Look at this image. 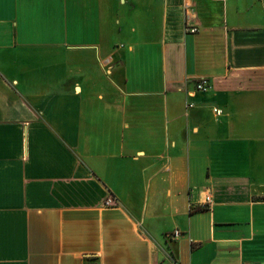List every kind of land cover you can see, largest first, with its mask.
Segmentation results:
<instances>
[{
    "label": "crops",
    "instance_id": "0c3cea01",
    "mask_svg": "<svg viewBox=\"0 0 264 264\" xmlns=\"http://www.w3.org/2000/svg\"><path fill=\"white\" fill-rule=\"evenodd\" d=\"M0 264H264V0H0Z\"/></svg>",
    "mask_w": 264,
    "mask_h": 264
},
{
    "label": "built area",
    "instance_id": "2783aa9c",
    "mask_svg": "<svg viewBox=\"0 0 264 264\" xmlns=\"http://www.w3.org/2000/svg\"><path fill=\"white\" fill-rule=\"evenodd\" d=\"M188 31L193 33V34H195V33L198 32V29L197 28H189ZM208 88H209V83H208V81L206 79H201V80L198 81L197 86H196V90L197 91H206ZM214 112L218 116L222 115V113H223V111L220 110V109H214ZM203 193L206 195L205 203H204L205 206L203 208H206V207L212 205L213 198H212L211 193H209L208 190L204 191ZM106 204L107 205H112L113 201L112 200H108ZM180 235H181V233L179 231H176L175 234H174V238H178Z\"/></svg>",
    "mask_w": 264,
    "mask_h": 264
},
{
    "label": "trees",
    "instance_id": "16d2710c",
    "mask_svg": "<svg viewBox=\"0 0 264 264\" xmlns=\"http://www.w3.org/2000/svg\"><path fill=\"white\" fill-rule=\"evenodd\" d=\"M200 210V209H199Z\"/></svg>",
    "mask_w": 264,
    "mask_h": 264
}]
</instances>
